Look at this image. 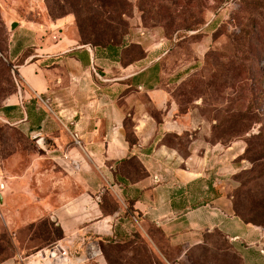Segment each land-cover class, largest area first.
Listing matches in <instances>:
<instances>
[{
  "label": "crops",
  "instance_id": "obj_1",
  "mask_svg": "<svg viewBox=\"0 0 264 264\" xmlns=\"http://www.w3.org/2000/svg\"><path fill=\"white\" fill-rule=\"evenodd\" d=\"M23 26L8 49L22 85L0 119L35 156L27 175L53 181L49 194L60 201L50 218L61 231L53 243L64 261L84 264L88 249L91 258L102 256L101 240L123 218L127 230L160 229L180 252L176 262L214 245L208 234L220 232L243 263L264 264V228L233 212L226 189L242 141H212L206 114L176 95L188 42L141 33L122 46L67 36L50 46L45 33ZM47 161L50 168L38 170Z\"/></svg>",
  "mask_w": 264,
  "mask_h": 264
},
{
  "label": "rangeland",
  "instance_id": "obj_2",
  "mask_svg": "<svg viewBox=\"0 0 264 264\" xmlns=\"http://www.w3.org/2000/svg\"><path fill=\"white\" fill-rule=\"evenodd\" d=\"M10 21L18 22L14 30ZM23 25L45 33L50 46L65 36L79 43L122 44L141 33H163L172 44L188 42L183 48L189 71L176 94L206 114L212 141H242L241 156L232 159L227 194L233 212L264 228V0H0V42L7 57L11 34L26 32ZM0 58L1 107L12 90L7 82L17 93L16 83L22 84L13 63L1 52ZM7 126L0 119V177L6 185L0 204V263L76 264L64 261L53 243L58 231L50 216L60 201L49 194L53 181L27 175L35 156ZM41 163L38 170L50 168L48 161ZM208 237L214 245L189 251L177 264H245L234 258L224 234ZM105 242L104 248L100 245L103 257L91 258L88 249L84 264H172L180 255L153 227L125 229Z\"/></svg>",
  "mask_w": 264,
  "mask_h": 264
},
{
  "label": "trees",
  "instance_id": "obj_3",
  "mask_svg": "<svg viewBox=\"0 0 264 264\" xmlns=\"http://www.w3.org/2000/svg\"><path fill=\"white\" fill-rule=\"evenodd\" d=\"M126 43V42H125ZM125 43H122V44H115V43H108V44H105V45H100V46H109V45H116V46H122V45H124ZM94 45H98V44H94ZM5 53H4V52ZM0 52L3 54V56L9 61V62H11L10 61V59L6 56L7 55V48L5 47L4 49H3V45H2V43L0 42ZM25 56H26V52L24 53V55L22 56V58L19 60L20 62L21 61H23V59L25 58ZM0 63L2 64V58H0ZM4 70H5V74L6 73H8V68H6V67H4ZM189 71V69H187L186 70V72H188ZM8 83V85L12 88V90L10 91V93H9V95H11V94H13V93H17L16 92V88L14 89L13 88V85H14V83H13V85L12 84H10L9 83V81L7 82ZM17 84V83H16ZM17 86H18V84H17ZM14 87H15V85H14ZM177 95V94H176ZM181 100V99H180ZM15 108V106H4V104L0 107V111H3V112H5V113H7V112H9V111H11V110H13ZM8 126H7V129L8 130H12V131H15V132H17V133H19L20 134V136H22V138H24L25 140H26V138L23 136V134H21L20 133V131L17 129V128H15V127H13V126H11V125H9V124H7ZM235 213V212H234ZM238 217H240L241 218V220L244 222V223H253L254 225H257V224H260V223H256L255 221H253V220H250V219H243L240 215H238L237 213H235ZM122 220H123V218H121L119 221V224H118V226H116V230L114 231V235L113 236H111V237H108V238H105L104 240H101V242H100V245L101 246H103L102 248H104L106 245H103V244H105L106 242V240H112L113 238H114V236H117V235H119L120 234V231H123L124 232V230L126 229V228H123L122 227V224H121V222H122ZM50 222H52V221H50ZM53 223V222H52ZM54 224V223H53ZM55 226V225H54ZM258 226V225H257ZM259 226H262V224H260ZM56 227V226H55ZM56 229H57V231H58V235H57V237H55V239H54V241L57 239V238H59L60 236H61V231H60V229H58L57 227H56ZM137 228H132V229H129L128 231L130 232V231H133V230H136ZM127 230V229H126ZM138 230V229H137ZM119 233V234H118ZM214 233V235H220V234H222V233H220V232H213ZM207 249V247H205V248H203V251H205ZM103 250L104 249H102V253H103ZM234 258L237 260V261H241V259L239 258V256L236 254V253H234ZM180 261H173L172 262V264H177V263H179ZM241 263H242V261H241Z\"/></svg>",
  "mask_w": 264,
  "mask_h": 264
},
{
  "label": "water",
  "instance_id": "obj_4",
  "mask_svg": "<svg viewBox=\"0 0 264 264\" xmlns=\"http://www.w3.org/2000/svg\"><path fill=\"white\" fill-rule=\"evenodd\" d=\"M9 26L11 28V30H14L17 26H18V22L16 21H10ZM4 192L0 193V204L4 203Z\"/></svg>",
  "mask_w": 264,
  "mask_h": 264
},
{
  "label": "built area",
  "instance_id": "obj_5",
  "mask_svg": "<svg viewBox=\"0 0 264 264\" xmlns=\"http://www.w3.org/2000/svg\"><path fill=\"white\" fill-rule=\"evenodd\" d=\"M15 68H16V66H13V69H15ZM17 84H18V82H17ZM5 188H6L5 181L3 180V178L0 177V193L4 192Z\"/></svg>",
  "mask_w": 264,
  "mask_h": 264
}]
</instances>
